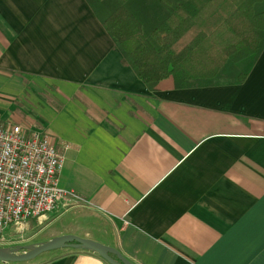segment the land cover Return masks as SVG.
Returning a JSON list of instances; mask_svg holds the SVG:
<instances>
[{"label":"crops","instance_id":"crops-1","mask_svg":"<svg viewBox=\"0 0 264 264\" xmlns=\"http://www.w3.org/2000/svg\"><path fill=\"white\" fill-rule=\"evenodd\" d=\"M121 59L85 0H0V122L63 157L53 212L69 223L28 245L75 235L131 264H264V49L243 82L153 92ZM7 264L109 263L64 248Z\"/></svg>","mask_w":264,"mask_h":264},{"label":"trees","instance_id":"trees-1","mask_svg":"<svg viewBox=\"0 0 264 264\" xmlns=\"http://www.w3.org/2000/svg\"><path fill=\"white\" fill-rule=\"evenodd\" d=\"M85 1L122 65L151 92L168 81L172 89L213 86L229 64L248 57L254 62L264 49V0H158L168 16L152 40L130 0Z\"/></svg>","mask_w":264,"mask_h":264},{"label":"built area","instance_id":"built-area-1","mask_svg":"<svg viewBox=\"0 0 264 264\" xmlns=\"http://www.w3.org/2000/svg\"><path fill=\"white\" fill-rule=\"evenodd\" d=\"M63 157L41 131L0 122V246L7 229L28 231L65 197Z\"/></svg>","mask_w":264,"mask_h":264},{"label":"rangeland","instance_id":"rangeland-1","mask_svg":"<svg viewBox=\"0 0 264 264\" xmlns=\"http://www.w3.org/2000/svg\"><path fill=\"white\" fill-rule=\"evenodd\" d=\"M145 2L147 0H144ZM155 0H151V4L154 3ZM174 2V0H172ZM168 3V2H167ZM142 5L136 8L139 10V18L142 21L143 25L145 26V33L148 37L152 40L151 33L153 31L165 28L164 22L168 16V13L165 14L164 8L159 4V1L156 5ZM148 11V12H147ZM253 58L248 57L246 59L239 60L237 63L229 64L224 70L225 72L222 73L221 76H224V81L222 82H230V80L235 78L236 76L243 75L246 71V68L252 63ZM217 81L215 84H217ZM173 83H171L172 86ZM13 124H21L18 121H10ZM68 222H62L57 220L56 211L50 213L49 215L41 218L35 219L30 221V227L28 231H23L21 233L15 232L13 229H7L4 233L2 241V245L0 248L6 249H20L19 247L28 246V243L37 242L46 238L47 236L53 235ZM67 227V226H66ZM67 232H73L70 228H63ZM41 244V243H40ZM39 245V244H38ZM24 251H19V253H23Z\"/></svg>","mask_w":264,"mask_h":264},{"label":"water","instance_id":"water-1","mask_svg":"<svg viewBox=\"0 0 264 264\" xmlns=\"http://www.w3.org/2000/svg\"><path fill=\"white\" fill-rule=\"evenodd\" d=\"M19 248L20 249L17 250L0 248V263L7 264L29 262L44 253L64 248H71L93 252L109 264H131L122 258L117 250L75 235H63L55 237L46 243L28 245ZM19 251L24 252L18 254Z\"/></svg>","mask_w":264,"mask_h":264}]
</instances>
